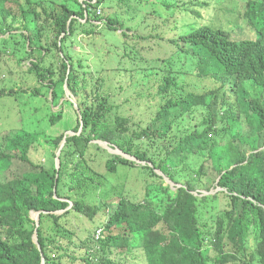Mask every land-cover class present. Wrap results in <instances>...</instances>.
Listing matches in <instances>:
<instances>
[{"label":"trees","instance_id":"16d2710c","mask_svg":"<svg viewBox=\"0 0 264 264\" xmlns=\"http://www.w3.org/2000/svg\"><path fill=\"white\" fill-rule=\"evenodd\" d=\"M67 1L62 5L61 0H37L34 5L41 8V16L36 9L29 10L30 0H0V34L8 20L19 15L25 18L28 33L46 38L37 56L40 65L30 74L44 80L42 86L52 91L56 104L66 97V87L74 98L82 97L77 124L70 131L75 135L67 138L59 170L55 163L47 167L31 160L32 151L41 148V132L24 129L21 139L18 131L1 132L0 264H42L43 259L45 264H64V258L76 260L73 264H124V254L130 261L144 259L147 264H264V0H192L185 5L158 0L165 15L156 9L140 25L144 42L155 39L167 53L157 61L151 58L154 67L160 61L164 65L158 80L161 102L148 117L140 118L132 108L123 107L142 85L141 80L128 84L137 76L131 49L114 52V44L105 51L96 48L97 66L73 48L69 53L68 43L76 46L79 36L95 41L101 31L91 14L86 23L78 21L85 18L79 0ZM127 1L84 4L94 10L108 5L115 14L110 20L115 28L108 29L118 32L132 30L122 19ZM209 9L213 12L206 21ZM178 10L193 18L179 24L171 18ZM73 15L79 18L68 26ZM219 16L227 25L216 22ZM15 22L6 26L7 32L16 30ZM122 35L129 40L128 33ZM166 45L171 46L169 51ZM59 47L66 52L64 58L58 54L56 62ZM7 49L0 50V74L6 73L2 65L15 60ZM187 68L212 82L193 87L187 82ZM249 83L257 87V95L248 90ZM20 93L37 97L41 89ZM33 118L40 121L37 115ZM47 118L52 128L63 120V110L50 111ZM65 135L49 140L55 152ZM100 143L124 156L110 153ZM18 161L33 170L8 177ZM122 170L146 184L158 180L160 186L148 190L145 200L134 202L125 190L106 188L108 177ZM164 176L178 185L176 191L163 186ZM67 179L75 184L62 195V181ZM219 188L223 191L211 193ZM37 212L42 213L39 226L32 219ZM77 218L93 229L85 238L76 235L68 221ZM101 226L102 235L96 239L94 228ZM36 231L40 249L33 239ZM115 253L120 258L114 259Z\"/></svg>","mask_w":264,"mask_h":264},{"label":"rangeland","instance_id":"374dc122","mask_svg":"<svg viewBox=\"0 0 264 264\" xmlns=\"http://www.w3.org/2000/svg\"><path fill=\"white\" fill-rule=\"evenodd\" d=\"M182 1L186 3H190L192 0H177ZM203 0H198V3H201ZM209 1V0H208ZM112 5V4H111ZM15 12L18 13L17 4H14L11 6ZM125 10L121 11L122 13V19L123 22L128 24L126 27H130L132 30H128L126 28L115 32V31H105L104 33L100 34L95 41L90 42H84L81 40V36L79 39L81 40L82 44H77L74 46V52L76 55H79L82 53L89 58L87 62L90 64H94L97 66V57L95 55L96 48H104L102 51H105V49H108L112 44L111 48L114 52H121L124 53L125 51L131 49L128 53L134 60V66L137 69V76H134L131 80H129L128 84L134 83L137 84L138 80H141L142 85H139L138 87V94L135 96H132L128 102L123 103V107L132 108V112L137 115L138 118L141 116H146L151 113L152 108L159 105L161 102L160 94H159V78L163 75L162 68L163 63L160 61L155 67L154 62L151 58H155L156 61L159 58H162V55H167L165 49L161 47V43L156 42L155 39H152L148 42H144L146 39L145 29L140 24L143 20H146L149 15H152L150 13H153L156 11V9L159 10L160 13H163L165 15V10L159 5L158 0H128L125 4ZM220 8V5H218L215 9ZM105 12L103 14L108 15V17L113 18L115 16L114 12L110 11V8H108V5L104 7ZM182 10V9H180ZM180 10L175 12V16L172 15L171 18H175L176 21L180 24V20H182V24L184 25L186 22L190 21L193 18V14L186 12V13H178ZM102 11V9H101ZM213 10L209 9L206 12L205 20L210 21L211 14ZM136 15H135V14ZM170 18V19H171ZM221 21L224 25L226 24L227 19L223 16H219L216 19L217 21ZM243 21V17H242ZM85 22V21H83ZM118 29V28H117ZM151 29V28H150ZM126 31V33L129 34V40H126L124 36L122 35V32ZM150 33H154V29H151L149 31ZM115 35V38H112L111 36ZM142 37V38H141ZM136 46V47H134ZM134 47V48H133ZM170 45H166L165 48L167 51L170 49ZM1 50V49H0ZM68 51L70 53V45L68 47ZM23 55L17 54V59H20ZM150 57V58H145ZM104 58L107 57V55L104 54ZM55 58L56 62H58V53L55 52ZM27 66L29 64L27 63ZM153 66V67H151ZM188 69V68H187ZM158 71V73H156ZM191 72L188 69L187 74L189 75L187 78V82L191 83L193 87H197L200 83L202 84H210L212 81H203L202 79L196 77V74L193 72V75L190 74ZM39 82L34 77L32 79V82L27 86L26 93H30L32 91L38 90V88L41 89V95L37 97H29L22 95L21 92V85L12 77L5 76V74H0V91L4 88L11 89L14 88L17 92V94L14 96L13 99H7L6 97L2 98L0 100V133L5 130L6 132H10L13 130V132L18 131L17 138L21 139V133L23 130H27L28 133H39L41 132V136H38V143H40L41 148L32 151L31 153V160L34 163L42 164L47 167H50L53 163L59 164L60 160L57 159V153L53 149L52 144L49 140H51L52 136H59L61 134L69 133L72 134L73 128L77 124L78 119V112L79 109L76 108V106L73 104H70V99L75 101L77 104L82 100V97L74 98L68 88L66 87V97L59 102V104H56V101H52L51 97V90L43 87L41 85H38ZM248 90L251 92L253 96L257 95L259 93V90L257 87L251 83L248 84ZM58 91V90H57ZM13 100V101H12ZM21 101V102H19ZM14 102V103H13ZM62 107V109H61ZM60 110H63V120L56 126L50 128V123L48 121L49 118H47L48 114L51 112L58 113ZM47 116H45V115ZM33 115H37L38 119H40L39 122H37ZM43 115V116H42ZM200 115L198 114V121L200 122ZM192 124H195L191 122ZM60 128L58 129V127ZM186 125L185 127H187ZM70 127L72 129H70ZM22 131V132H21ZM181 134V132H178ZM69 135V136H70ZM0 137H4V134L1 133ZM101 146H103L107 151L113 154L122 155L118 150H113L110 146H107V144L100 143ZM126 157V156H125ZM129 158V157H127ZM130 159V158H129ZM43 160H46V163H43ZM133 160L134 159H130ZM138 164L144 165L143 163ZM61 165V163H60ZM210 165V163L208 164ZM57 167V166H56ZM33 170V167L27 163H23L21 161H18L15 163V165L10 169V172L7 173L8 177L13 178L16 176V174L20 173L22 175L25 171H31ZM159 172V171H158ZM160 173V172H159ZM212 173L211 165L209 166V172ZM161 174V173H160ZM162 175V174H161ZM163 176V175H162ZM163 178V177H162ZM109 182L106 186L107 189H110L112 187H118L119 190H125V194H127L134 202H140L145 200L146 193L148 190H155L157 186H160V182L158 180H148L147 184L145 181H141L136 177H132L128 170H122L118 175H112L108 177ZM165 180V183L163 186L170 185L174 191L178 188V185L173 183L168 177L164 176L163 178ZM63 186L61 189V194H68L72 187L74 186L75 182L73 180H63L62 181ZM116 189H114L115 192ZM219 191H223L221 188L216 189V191H212V194H217ZM206 194V192H204ZM88 201L93 199V193L88 195ZM95 202L99 203L98 198L96 197ZM228 200H224V203H227ZM73 205V204H72ZM101 218V216H98ZM99 218V219H100ZM108 218V210L107 213L104 215V224L106 223V220ZM80 219V218H79ZM77 219H69L68 221L71 222L72 227L75 230L76 235H84L83 237L90 234L93 229L90 227V224L85 220L81 221ZM67 224L68 226H70ZM99 223V221H98ZM50 228L48 229L49 235L54 236V229L51 228L52 225H48ZM102 229L103 227L94 228L96 230V239H99L102 235ZM94 244V243H93ZM98 248V246H97ZM89 250V248L86 250V252ZM134 253V252H133ZM71 256L77 259L76 253L74 250L71 249ZM59 257V256H58ZM57 257V258H58ZM114 259L120 258V255L115 253L112 256ZM64 264H73L76 262V260H72L71 258H64L63 260ZM123 263L124 264H147L144 259H132L131 261L128 258L127 254L123 255Z\"/></svg>","mask_w":264,"mask_h":264},{"label":"clouds","instance_id":"9594fccd","mask_svg":"<svg viewBox=\"0 0 264 264\" xmlns=\"http://www.w3.org/2000/svg\"><path fill=\"white\" fill-rule=\"evenodd\" d=\"M36 1L37 0H30L29 6H28L29 10L32 11V10L36 9V14H40L42 16L43 14H42L41 8L40 7H35V5H34V3ZM96 2H97V0H93L91 5H94V3H96ZM79 3L81 4L82 9L84 10V14H85V18L78 20L80 23L81 22L82 23H86V21H88L87 18L89 16V14H91V17L93 16V20L92 21L94 22V24L97 27L100 28L101 34L104 33L105 31H110L108 29L109 27L115 28L113 26V24L110 23V20L112 18L108 17V15L103 14L105 12V10H104L105 6L104 5L99 7L97 10H94V8L89 7V8H91V10H90L84 4L85 0H79ZM61 4L62 5H67L68 1L67 0H61ZM101 9H102V11H101ZM77 18H79V17L75 16V15L71 16V18L69 17L68 26H70V24H72L73 20H77ZM14 21H16L15 22L16 30L11 31V32H7L6 26L10 25ZM83 21H85V22H83ZM24 24H25V18L24 17H19V15H13L8 20L7 24L4 27V32L2 34H0V49H2L4 46H6L8 48L6 50V54L7 55L8 54H13L14 59H15L14 62L6 63V64L2 65L1 71L2 70H6L5 76L12 77L13 79H15L21 85V87H20L21 91H25L26 92L27 91V86L32 82V79L35 77V76L30 74V71L33 68H35L36 66L40 65V63L37 60V56L43 52L46 38L38 36V35H35L33 32L28 33L24 29ZM0 28H1V26H0ZM67 34H69V32ZM13 37H15L14 41L11 40ZM79 37H78V39H79ZM81 40L84 41V42H89V41L84 40L82 38H81ZM81 40L79 39V44H82ZM15 42H18L19 44L16 45V44H14ZM69 45H70V50H72V48L74 49V47H72V44L68 43L67 44V48L64 47L67 51H68ZM62 49H63V47H59L60 51L58 52V54L62 58H64L65 57V53L64 52H66V51L65 50L63 51ZM19 53L22 54L23 56L20 59H17V54H19ZM27 63L29 64V66H27ZM44 71L45 70H42L41 72H44ZM36 79L39 82L38 85L42 86L43 85L42 83H43L44 80L41 81L39 78H36ZM16 94H17V92H16V90L14 88H11V89L4 88V89H2L0 91V100L2 98H4V97H6L8 100L9 99H13ZM72 102L74 103L76 108L79 109L78 104L75 101H73V100H72ZM80 121H81V124H82V127H83L82 117L80 118ZM69 135H70L69 133H66V135H65V137L63 139V143H62V145H64L63 148L66 145L67 138L69 137ZM72 135H75V134L72 132V134L70 136H72ZM62 150H61V152H62ZM58 153H59V150H58ZM60 155H61V153H60ZM58 159L60 160V156H59ZM134 161H136V160H134ZM137 162H139V161H137ZM43 163H46V160H43ZM27 164H29V163H27ZM56 166H57V164H56ZM33 214L34 213H32V216H33Z\"/></svg>","mask_w":264,"mask_h":264},{"label":"water","instance_id":"95a60500","mask_svg":"<svg viewBox=\"0 0 264 264\" xmlns=\"http://www.w3.org/2000/svg\"><path fill=\"white\" fill-rule=\"evenodd\" d=\"M72 101V100H71ZM63 146L64 145H62L61 146V148L59 149V153L57 154V159L59 158V156H60V153H61V150L63 149ZM59 160V159H58ZM59 168H60V162H59V164H57V170H59ZM55 191H56V189H55ZM72 205V204H71ZM46 213V212H45ZM41 212H37V213H34L33 214V216H32V218L36 221V223H37V226H39V220H40V218H41ZM46 214H48V213H46ZM34 243L38 246V248L40 249V245H39V243H38V237H37V231L35 232V235H34ZM42 264H45V260L43 259V263Z\"/></svg>","mask_w":264,"mask_h":264}]
</instances>
